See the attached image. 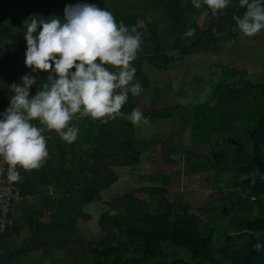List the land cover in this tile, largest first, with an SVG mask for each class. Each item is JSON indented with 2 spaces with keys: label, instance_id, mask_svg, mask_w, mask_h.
Here are the masks:
<instances>
[{
  "label": "trees",
  "instance_id": "1",
  "mask_svg": "<svg viewBox=\"0 0 264 264\" xmlns=\"http://www.w3.org/2000/svg\"><path fill=\"white\" fill-rule=\"evenodd\" d=\"M77 3L96 4L110 11L118 24L123 21L130 31L135 26L141 33L142 44L132 66L134 82L144 89L151 88L146 65L167 71L188 56L218 53L220 43L244 37L233 19L246 11L239 0H230L228 8L216 15L203 4L194 8L192 0H0V113L10 106V85H22L25 74L35 76L31 98L49 76L26 66V40L15 39L14 28L26 33L25 22L33 17L63 20L65 7ZM202 15L206 19L200 24ZM160 17L170 22L167 38L159 31ZM189 28L195 29V35L182 38ZM222 69L218 82L207 83L212 89L209 99L191 110L184 107L190 116L181 105L144 114L152 121H179L183 131L190 130L192 145L209 148L210 160H192V172L205 175L209 184L219 178L230 187L228 192L221 190L223 200L210 207L217 213L208 221L193 207L182 206L184 195L169 199L172 173L155 168L148 185L119 197L111 210L102 213L103 234L96 243L78 235L79 218H88L83 208L120 181L115 169L142 161L136 128L126 119L138 108L129 93L123 115L107 124L89 117L74 119L72 125L79 132L72 144L55 132L44 133L50 137L49 158L35 170V180L40 187L53 188L57 197H41L38 216L28 222L29 244L0 255V264L35 250L63 253L68 258L65 264H264V248L259 252L254 248L257 242L264 244V82H252L231 65ZM156 93L160 90L154 88ZM33 123L40 126L38 121ZM47 213L50 216L44 221ZM217 219L226 223L220 226ZM15 228L0 236V247Z\"/></svg>",
  "mask_w": 264,
  "mask_h": 264
},
{
  "label": "clouds",
  "instance_id": "2",
  "mask_svg": "<svg viewBox=\"0 0 264 264\" xmlns=\"http://www.w3.org/2000/svg\"><path fill=\"white\" fill-rule=\"evenodd\" d=\"M192 4L196 9L206 5L216 15L228 8L230 0H192ZM239 5L246 11L233 19L242 35L253 37L264 30V0H239ZM25 26V64L49 76L31 98L35 76L25 74L22 85H10V106L0 113V159L7 164V179L13 183L21 179L18 168L37 170L49 158L50 137L45 132H55L72 144L79 132L72 125L74 119L89 117L107 124L123 115L129 93H142L141 84L134 82L132 66L142 35L135 26L130 31L123 21L118 24L110 11L96 4H69L63 20L33 17ZM194 35L195 29L189 28L182 38ZM126 119L133 126L149 123L140 108ZM254 248L259 252L264 244L257 242Z\"/></svg>",
  "mask_w": 264,
  "mask_h": 264
},
{
  "label": "rangeland",
  "instance_id": "3",
  "mask_svg": "<svg viewBox=\"0 0 264 264\" xmlns=\"http://www.w3.org/2000/svg\"><path fill=\"white\" fill-rule=\"evenodd\" d=\"M205 19L206 15L200 16L199 23L203 24ZM158 21L161 23L159 31L167 38L165 30L170 26V22L165 21L164 17L158 18ZM13 37L26 40L25 32L19 28H14ZM220 47L218 53H198L188 56L167 71L146 65L145 71L151 79V88H142L141 95L134 96L138 108L145 115L153 109L177 105H181V110L190 106L188 110H191L192 107L203 104L209 99L212 89L207 83L218 82L222 68L226 65L238 69L245 78L254 83L264 82V30L253 37L244 36L237 42H222ZM154 88L159 89L160 93L153 95ZM184 113L190 116L187 110H184ZM146 120L149 123L135 126L136 145L142 153L141 163L124 170L115 169L120 175V182L108 191L102 192L93 203L83 208L88 218L78 220L80 237L96 243L103 234L100 224L102 213L111 210V206L115 205L114 201L119 197L148 185L149 179L146 174L152 167H158V170L166 169L172 173V181L168 187L169 199L173 201L184 195L182 206L196 209V213L204 221H208L213 213H217V211L212 213L210 207H217L222 202L221 190L228 192L230 185L223 183L219 178H214L209 184L205 175L194 174L191 168L194 159L203 162L210 160L209 148L192 145L190 130L183 131L179 121L172 118ZM152 154L156 158L152 157ZM139 195L146 198L144 194ZM222 223L225 224L226 221L217 219V224L221 226ZM104 230L113 235L109 229ZM47 255L44 250H38L31 255L32 258H29V264H38V261H42L40 264H52V259H56L57 264H65L68 260L65 254L57 251L49 257L50 260L46 259ZM9 264L18 263L12 261Z\"/></svg>",
  "mask_w": 264,
  "mask_h": 264
},
{
  "label": "crops",
  "instance_id": "4",
  "mask_svg": "<svg viewBox=\"0 0 264 264\" xmlns=\"http://www.w3.org/2000/svg\"><path fill=\"white\" fill-rule=\"evenodd\" d=\"M153 156L154 155L152 154V157ZM154 158H156V156H154ZM124 168L127 167H121L120 169L124 170ZM153 169L155 168L152 167V169L146 175L149 176ZM156 169H158V167H156ZM20 175L21 179L20 181H18V184H20L21 188L23 189L24 197L23 201L16 206L13 213L16 228L14 231H12L11 237L6 239V242L1 245L0 255L6 254L7 251H13L15 249L20 250L29 244V241L32 239V232L28 225V222L30 221L31 217L35 215L38 216V211L40 210L41 206V197H44L45 199L57 197L56 193L52 194L53 188L50 187L49 189H47L46 187H40L38 185V182L35 180V170H32L30 172L22 170V172H20ZM49 216L50 214L47 213V218H44V221H48ZM36 251L38 250L30 251L27 255L21 256L18 260H16V262L18 264H29V258H32L31 255H33ZM46 253L48 254L46 256V259L50 260L49 257H51L53 253ZM40 263H42V261H38V264Z\"/></svg>",
  "mask_w": 264,
  "mask_h": 264
},
{
  "label": "built area",
  "instance_id": "5",
  "mask_svg": "<svg viewBox=\"0 0 264 264\" xmlns=\"http://www.w3.org/2000/svg\"><path fill=\"white\" fill-rule=\"evenodd\" d=\"M7 167L0 159V236L15 228L13 213L24 197L21 187L16 182L8 181Z\"/></svg>",
  "mask_w": 264,
  "mask_h": 264
}]
</instances>
